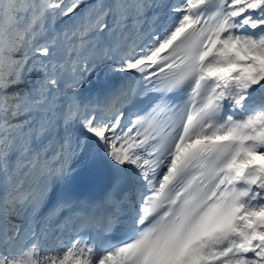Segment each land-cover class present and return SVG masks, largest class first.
Listing matches in <instances>:
<instances>
[{"label": "snow or ice", "instance_id": "snow-or-ice-1", "mask_svg": "<svg viewBox=\"0 0 264 264\" xmlns=\"http://www.w3.org/2000/svg\"><path fill=\"white\" fill-rule=\"evenodd\" d=\"M0 264H264V0H0Z\"/></svg>", "mask_w": 264, "mask_h": 264}]
</instances>
